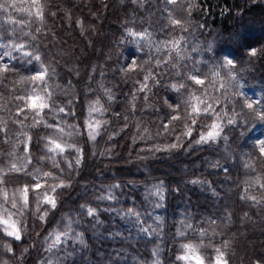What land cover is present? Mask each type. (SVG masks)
I'll list each match as a JSON object with an SVG mask.
<instances>
[{"label":"clouds","instance_id":"1","mask_svg":"<svg viewBox=\"0 0 264 264\" xmlns=\"http://www.w3.org/2000/svg\"><path fill=\"white\" fill-rule=\"evenodd\" d=\"M0 264H264V0H0Z\"/></svg>","mask_w":264,"mask_h":264}]
</instances>
